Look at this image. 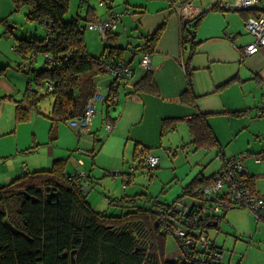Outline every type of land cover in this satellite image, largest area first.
Listing matches in <instances>:
<instances>
[{"label": "crops", "instance_id": "1", "mask_svg": "<svg viewBox=\"0 0 264 264\" xmlns=\"http://www.w3.org/2000/svg\"><path fill=\"white\" fill-rule=\"evenodd\" d=\"M88 1L85 2L87 4L85 14L78 15L82 22L88 23L93 19L102 20L109 11L122 14L116 28L109 33L106 44L96 31L87 29L89 31L85 32L86 29L84 30L83 41L88 53L104 54V57L108 55L109 58L106 59L113 63L125 60L132 61L135 65L136 59L131 51L135 47L147 48L148 36L158 30L159 34L150 54L151 68L145 69L136 66L128 83L120 86L117 90L116 100L113 103L97 100L95 102L96 111L86 129H79V118L52 124L43 114L47 119L40 121V125L44 127L43 134L48 138L46 141L35 143L46 145L47 149H44L38 158L29 161L32 165L31 172L50 170L60 163L63 166L62 172L73 174L77 169L74 171L72 169L80 168L78 162L81 161L83 167L81 169L89 174L90 180V183L82 187H91L89 194L92 190L94 177L89 170L87 156L92 157L95 153H101L104 147L110 145L113 149L111 154H114L113 158L116 161L119 150H115V147L119 148L123 143L126 163L135 158L130 159V155L138 154L136 156L139 157H136L139 165L135 166L134 163H131L134 165V171L129 174V179L126 182V185L130 184L129 188L132 189L134 180L137 179L134 173L137 168L143 167L142 157L150 147V144L145 142V135L151 132L150 113H159L155 116L158 121L163 118L161 132L166 128L173 129L177 120L184 121L189 130V122L194 116L203 114L217 141L215 145L207 147L218 149V154L221 155L220 165L215 172L207 177L203 175L198 176L199 178L194 177L195 179L188 183L185 192L189 190L188 193L194 201L172 203L183 204L193 213L195 212L192 209L200 210V213L204 215L202 218L205 227L207 223L218 221L217 214L212 213L209 209L211 207L195 195L196 187L204 184L206 178L213 177L232 155L236 156L243 152V149L249 147L251 143H253L251 149L255 150L264 142V113L262 112L264 106V46H261L252 55L243 56L242 48L253 38L247 31L246 34L250 37H245L239 27L240 21L244 23L251 12L219 8L216 5L217 0H122L124 7L121 10L114 8L118 6V3L112 5V2H118L117 0H103L99 5L100 8H103V12L99 15L100 10ZM263 1L260 0L258 10L264 11ZM175 5L180 8L179 12L175 9ZM126 10L128 13L125 12ZM231 12H238L240 17ZM87 14L90 17L88 21L83 19ZM94 16L96 18H93ZM228 33L232 34L231 38L228 37ZM5 36V32L0 31V40ZM107 44L109 47L106 49ZM17 46L18 43H13L11 46V50L14 52L7 51L6 46H0V147H6L7 153H10L4 158L9 155L13 156V152L15 154L32 152L31 149L34 147L33 144H26L25 147L20 146L19 135L15 138L12 133L17 132L23 122L17 121L15 115L18 105L25 110V102L19 104L18 101L23 97L29 84L28 63L30 61L32 65H35L34 60L39 56L35 55L34 59L31 58L33 60L24 58L26 55L30 56L31 53L23 56V53L17 51ZM146 71L151 72L155 83L154 92L141 89L133 92V86ZM102 78L104 79V76ZM187 79L190 80L193 96L186 90L189 87ZM161 104H167V106H162V111L158 112V107ZM48 106L47 112L42 110L43 113L46 114L50 111V102H48ZM33 113L32 111L28 112V118L24 121L29 122ZM146 113L148 116L145 117L146 121L143 123ZM106 122L111 123V130L106 129ZM142 124H145L143 130H141ZM135 125H138L140 129H135ZM71 132H76V138ZM74 139L75 147L83 145L87 150L84 159L77 154H70L72 148L67 149V153L66 151L64 153L56 151L57 148L62 149V146H68V142ZM139 145L142 147L138 148ZM262 152L264 154V149ZM149 153L154 154L151 151ZM246 153L241 161V171L252 177L251 186L246 187L252 194L264 196L254 188L252 176L254 174L246 170V164L243 161L250 152ZM256 153L258 154H253L256 162L264 159L262 153ZM100 163L105 167L108 165V161L103 159ZM114 166H117L116 162ZM154 170L158 171L153 176L159 177L158 165ZM119 171L120 175L126 172L123 168ZM25 173L27 174L28 171ZM15 177H20V175L10 178L3 184H7ZM141 197L140 194L127 195V199L134 198L136 200ZM137 207L142 206H135L134 209ZM157 208L154 206L151 209ZM193 217L192 214L189 215L193 224L188 228H196L199 221L202 220L193 221ZM188 231L191 233L190 229ZM175 245L178 246L176 241Z\"/></svg>", "mask_w": 264, "mask_h": 264}, {"label": "trees", "instance_id": "2", "mask_svg": "<svg viewBox=\"0 0 264 264\" xmlns=\"http://www.w3.org/2000/svg\"><path fill=\"white\" fill-rule=\"evenodd\" d=\"M13 1L24 8L27 20L38 22L45 31L42 39L17 38V51L23 56L31 53L24 57L30 60L35 55L41 56L43 65L37 69L29 66V84L18 101L19 104L25 102V110L17 106L16 120H26L30 111L44 114L52 124L80 118L96 93L101 71L99 60L104 56L88 53L83 33L88 23L99 20L85 23L78 15L66 20L64 15L69 0ZM98 1L101 5L103 0ZM88 16L83 19L90 20ZM158 34L157 30L148 36L146 47L149 50L153 49ZM103 42L106 44L107 40ZM108 47L107 44L105 48ZM187 84L186 90L193 96L189 79ZM154 86L151 72L146 71L133 86V92L139 89L154 92ZM46 96L51 100L50 111L45 114L39 104ZM188 127L196 147L217 143L205 115L194 116ZM62 170V164L57 163L50 170L28 172L0 185V264H179L163 256L165 233L152 222V206L137 207L119 215L102 214L92 209L80 187L63 179ZM240 173L245 186H251L252 177ZM33 180L43 187H56L57 197L47 201L41 189L35 193L28 186ZM22 189L35 193L36 200L23 202ZM129 200L133 202L134 198ZM152 205L161 211L166 209H162V204ZM4 220L25 235L10 232ZM203 221H199L202 229L205 227ZM144 234H149L146 242L150 246ZM73 248L77 250L71 262L68 254Z\"/></svg>", "mask_w": 264, "mask_h": 264}, {"label": "rangeland", "instance_id": "3", "mask_svg": "<svg viewBox=\"0 0 264 264\" xmlns=\"http://www.w3.org/2000/svg\"><path fill=\"white\" fill-rule=\"evenodd\" d=\"M117 1L118 2L113 1L112 5L118 3V6L114 8L121 10L124 7L122 0ZM85 2L81 0H69L64 18L69 20L77 15L83 16L87 9V4H85ZM89 2L92 3L96 9L100 10L99 15H101L103 8H100L98 0H89L88 3ZM231 13L237 16L240 15L238 12ZM239 27L242 29V34L249 38L250 36L246 34L242 21H240ZM0 31L5 32V35L8 36L0 40V46H6L7 51L10 50L12 52L14 51L11 50V46L13 43L17 44V38L34 37L36 39H42L45 35L43 27L36 21L27 20L24 16V8L17 5L13 0H0ZM87 31L89 30L86 29L85 32ZM34 64L36 66L32 65L30 61L28 63L32 68H40L43 65V58L41 56L35 58ZM101 88V93L105 95L106 91L104 86ZM17 96L19 97V95ZM50 100V96L43 98L39 104L41 110L47 112L49 109L48 102H50ZM152 100H154V98H152ZM156 106L155 104V107ZM162 106H167V104H161L158 107V112L162 111ZM158 114L159 113H150L151 132L145 135V142L150 144L149 151L159 157L158 168L160 176H153L156 175L158 170L153 169L148 171L146 168L140 166L134 173L137 179L134 180L133 188H129L130 184L123 187L122 181H120L121 176L119 179V175H111L109 172L112 170V167L118 168L119 170L123 168L127 171L129 164L134 163L135 166L139 165V157L136 156L138 154H135V156L130 155V159L133 157L135 158L133 161L126 163V161H124V154L126 153H124L122 143L119 148L117 146L115 147V150H119V154L115 161L113 158L114 154H111L113 151L112 146L109 145V147H104L101 153L98 152L92 157L87 156L86 158L89 170L94 179L92 190L85 199L89 202L93 210L107 215H119L121 212L134 209L135 206L150 208L152 203L166 204L162 208L165 209L172 202H192L194 201L192 196L188 192H185L188 183L195 179L194 177L199 178L198 176L202 175L207 177L219 167L221 155L218 154V149L206 146L196 147L191 141L186 123L182 120H177L173 129L166 128L161 132V121L163 118L158 121L155 117ZM147 116L148 113L144 115L143 123H145V117L147 118ZM46 119L47 118L41 113H33L32 119L29 122L23 121L18 131L12 133V136L15 138L19 135L18 141L20 146L25 147L26 144H33L34 147L31 149L32 152L18 154L13 152V156L9 155L7 158H4V156L10 153H7L8 149L6 147H0V184L7 182L16 175L22 177L25 175V172H31L32 165L29 161L33 158H38L43 153L44 149H47L46 145H37L38 143H35L46 141L48 138L47 135L43 134L44 127L40 125V121ZM144 125L145 124H142L141 130L144 129ZM134 127L135 129H140L138 125ZM71 133L73 137L76 138V132ZM35 136L36 139H34ZM58 146L61 147L60 145ZM74 147L75 139L69 141L68 146H62V149L57 148L56 151L64 153L67 149L72 148L70 154H77L84 159L87 154H80L79 151V149L84 148V146L79 145L75 147V149ZM141 147V145L138 146V148ZM252 147L253 143H251L249 147L247 146L243 149V152H250L243 162L246 164V170L254 174L252 176L254 178L255 190L258 189L261 194H264V159L260 162H256L253 158V154H258L256 152L263 154L264 142L255 150L251 149ZM259 156L263 157L262 155ZM101 159L108 161L106 167L100 163ZM115 162L117 166H114ZM81 168L83 167L80 166V168H74L72 170L74 171ZM136 194H140L142 197L137 198L133 202L127 199V195L134 196ZM181 205L183 204H180V206ZM217 214L221 217L218 221V225L215 227H205L202 229L203 231L199 228H188L193 235L197 236L202 232L218 247L221 246L223 249V259L218 260L217 263L264 264V222L261 219H256V215L246 207H234L220 210ZM158 217L159 215L153 211L151 214L152 222L154 223L158 220ZM169 220L174 222L172 218ZM137 236L140 237L138 233ZM148 236L149 234H144L145 242L149 239ZM164 238V258L170 261L182 260V252L176 247L173 236L171 234H165ZM146 244L148 243L146 242Z\"/></svg>", "mask_w": 264, "mask_h": 264}, {"label": "built area", "instance_id": "4", "mask_svg": "<svg viewBox=\"0 0 264 264\" xmlns=\"http://www.w3.org/2000/svg\"><path fill=\"white\" fill-rule=\"evenodd\" d=\"M259 3L260 0H217L216 2V5L222 9H241L251 12L244 22V27L253 39L242 48L243 56L252 55L261 46H264V11L258 10ZM178 8L176 7L175 9L179 12L180 8ZM125 12L128 13L127 10ZM121 16V13L111 11L105 19L88 23L85 29L96 31L100 39L105 41L108 38L109 32L114 30L118 25ZM228 37L231 38L232 34L228 33ZM131 54L137 61L135 65L132 61L119 60L113 63L108 61L104 56L100 57L99 68L101 71L97 77L96 93L89 100L82 116L79 118V129L82 130L88 127L90 119L96 111L95 102L97 100L108 103H113L116 100V93L119 86L128 83L134 74L136 66L145 69L151 68V50L145 47H135L131 51ZM102 76H104V79ZM102 84L106 91L105 95L100 90ZM262 112L264 113V106ZM105 127L107 130L112 129L110 122H106ZM79 151L80 153L84 152L82 148ZM246 154V152H241L236 156L232 155L207 183L196 187L194 192L200 200L211 207L209 209L212 213H218L220 210L234 207H246L256 215V219H261L264 222V196L252 194L241 180V161ZM141 163L147 170H153L159 164V157L147 152L143 155ZM78 165L81 166L82 162L79 161ZM133 171L134 165L129 164L128 170L121 175L117 169H112L109 173L111 175H120L122 178V186L125 187L129 179V174L133 173ZM63 175L68 179L74 178L80 185L88 184V179L85 177L86 172L83 169H78L73 174L64 171ZM154 212L159 215V223L165 227L163 229L164 233L171 234L184 253L189 248L195 254H198L195 260L196 264H218V260L223 259V249L221 247H218L203 233L195 236L190 234L187 229L193 224L190 221L189 215L192 214L194 216L193 221H195L204 216L202 213L196 215L187 206H180L178 203L170 204L164 211L155 209ZM170 218L174 222H170Z\"/></svg>", "mask_w": 264, "mask_h": 264}, {"label": "flooded vegetation", "instance_id": "5", "mask_svg": "<svg viewBox=\"0 0 264 264\" xmlns=\"http://www.w3.org/2000/svg\"><path fill=\"white\" fill-rule=\"evenodd\" d=\"M62 173V177H63V179H65L67 182H69V183H72V184H74L75 186H77V187H82L83 185H80V184H78V182H76V180L74 179V178H72V179H68V178H66L64 175H63V172H61ZM28 186L30 187V188H33V190H34V192L36 193L39 189H41L42 190V193L45 195V197H46V195L49 193V195H50V200L53 198V197H57V194H58V190H56L57 188L56 187H54V186H51V185H48L47 187H43V186H41V185H39L38 183H36L34 180L33 181H31V182H29L28 183ZM49 187H51L52 189L50 190L49 189ZM21 192H23V191H26L27 193H28V191L27 190H25V189H22V190H20ZM35 193H28L30 196H33L34 198H35V200H36V194ZM56 193V194H55ZM21 195H23L22 193H21ZM27 198H25V196L23 195V202H24V200H26ZM195 213H196V215H200L201 213H200V210H197V209H192ZM200 219H203V218H200ZM199 219V220H200ZM201 224H202V222L200 223L199 222V225L201 226ZM155 225L156 226H158L160 229H161V231H163V229H165V227L163 226V224H160L159 223V221L158 220H156L155 221ZM199 225H197L196 226V228H199L200 230H202V228L199 226ZM190 234H192V233H190ZM193 235V234H192ZM178 245V244H177ZM148 246H150V243H148ZM177 248H179V245L177 246ZM180 249V248H179ZM76 248H75V250H74V248L71 250V252L68 254V256H69V258H70V261L71 262H74V261H72L71 260V258L73 257H75V255H76ZM181 251H182V249H180ZM183 252V251H182ZM183 259L182 260H180V261H177V262H179V264H196L195 263V260H196V258H197V256H198V254L196 253H194L192 250H190L189 248L185 251V253L183 252ZM203 257V256H202ZM75 259V258H74Z\"/></svg>", "mask_w": 264, "mask_h": 264}, {"label": "water", "instance_id": "6", "mask_svg": "<svg viewBox=\"0 0 264 264\" xmlns=\"http://www.w3.org/2000/svg\"><path fill=\"white\" fill-rule=\"evenodd\" d=\"M235 10H241V9H235ZM82 149H83V151H84L83 153H84V154H87V150H86L85 148H82ZM76 171H77V170H76ZM76 171H75V172H76ZM75 172H74V173H75ZM85 177L88 179V183H90V180H89V174L86 173V176H85ZM76 178H77V177H76ZM49 189L51 190L52 188L49 187ZM90 189H91V187H89V186H85V187H81V188H80V191H82V193H83V197L86 198V196H87L88 192L90 191ZM21 193L25 196V198H27V199H31L32 201H35V198H34L33 196H30L26 191H23V192H21ZM55 194H56V193H55ZM46 199H47V201L50 200V195H49V193L46 195ZM216 214H217V213H216ZM217 216H218V214H217ZM3 223H4V225L7 227V229H8L10 232H12V233H14V234L25 235L23 231H21V230L15 228V227H14L9 221L4 220ZM217 225H218V221H217V220H214L212 223H207V224H206V227H210V226L215 227V226H217ZM201 231H202V230H201ZM71 260L74 261V258L72 257Z\"/></svg>", "mask_w": 264, "mask_h": 264}]
</instances>
